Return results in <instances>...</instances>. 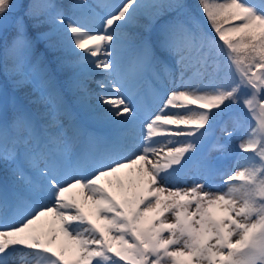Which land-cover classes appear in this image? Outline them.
Instances as JSON below:
<instances>
[{"label":"snow or ice","instance_id":"obj_1","mask_svg":"<svg viewBox=\"0 0 264 264\" xmlns=\"http://www.w3.org/2000/svg\"><path fill=\"white\" fill-rule=\"evenodd\" d=\"M198 4L0 0V264H264V0ZM230 107L220 186L172 184Z\"/></svg>","mask_w":264,"mask_h":264},{"label":"rangeland","instance_id":"obj_2","mask_svg":"<svg viewBox=\"0 0 264 264\" xmlns=\"http://www.w3.org/2000/svg\"><path fill=\"white\" fill-rule=\"evenodd\" d=\"M89 4H95L98 0H87ZM105 4H116L120 0H102ZM8 88L11 90V85L7 84ZM1 86V85H0ZM4 87V86H3ZM140 97L138 102L141 103L144 107L149 110H155L156 106L159 104L158 100H154L151 94L150 85L148 82H141L139 84ZM89 88L93 92L98 91L95 83H90ZM92 105H95V97L92 98ZM37 109L42 110V106L38 105ZM236 109H231L226 111L222 116H219V119L216 122H213V126L209 129L207 135L204 139L198 141L199 151L196 153V156L185 165L184 169L179 171L171 180L172 184L183 186L185 183H191L194 179L198 178V165L199 161L203 157L209 158L217 169L221 170V177H214L211 181L213 184V190H216L221 183V178H223L224 173L230 171L233 161L231 159V152L225 153L218 149V144L225 143V134L223 129L225 127H231V121L233 119ZM94 127L101 126L99 122L93 123ZM176 139V138H173ZM183 139V138H179ZM12 179L10 166L8 163L0 160V185L10 183ZM226 191V189H224ZM20 264H29L31 258H20L17 257Z\"/></svg>","mask_w":264,"mask_h":264},{"label":"trees","instance_id":"obj_3","mask_svg":"<svg viewBox=\"0 0 264 264\" xmlns=\"http://www.w3.org/2000/svg\"><path fill=\"white\" fill-rule=\"evenodd\" d=\"M53 2H55V3H57V4H63V5L66 6L67 4H69V3L71 2V0H53ZM185 3L189 6L190 10L196 15L197 19H199V20L202 22L203 27H204L205 29H207L208 26H207V23H206V21L204 20V18H203V16H202L201 12H200V8H199L198 0H185ZM143 23H144L143 20H140V21H139V24H143ZM137 28H138V25H133V26L131 27V30H132V31H135V30H137ZM53 39L55 40L56 37L54 36ZM223 58H224V57H223L222 55H220V56H219V59H218V63H219L221 66H222V65L224 64V62H225ZM0 85H1V86H4L9 92H11V90L8 88V85L4 83V79H3L2 76H0ZM33 91H34V90H33V86H32L31 84H27V85L24 86V89L21 90V91H18V92L16 93V95H18V96H23V95L25 94V92H33ZM34 95H37V96H38L39 93H34ZM37 106H38V105H36V106H34V107L36 108ZM231 109H235V108H234V107H230V108H228V109H225L224 113H225L226 111H228V110H231ZM236 110H237V109H236ZM224 113H222V114H224Z\"/></svg>","mask_w":264,"mask_h":264}]
</instances>
